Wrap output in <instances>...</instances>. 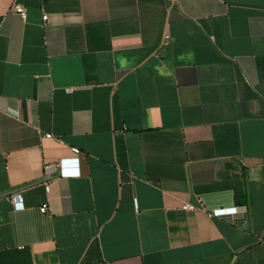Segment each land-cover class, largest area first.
<instances>
[{
    "label": "crops",
    "instance_id": "crops-1",
    "mask_svg": "<svg viewBox=\"0 0 264 264\" xmlns=\"http://www.w3.org/2000/svg\"><path fill=\"white\" fill-rule=\"evenodd\" d=\"M0 264H264V0H0Z\"/></svg>",
    "mask_w": 264,
    "mask_h": 264
},
{
    "label": "built area",
    "instance_id": "built-area-1",
    "mask_svg": "<svg viewBox=\"0 0 264 264\" xmlns=\"http://www.w3.org/2000/svg\"><path fill=\"white\" fill-rule=\"evenodd\" d=\"M13 11L17 14H19L22 18L25 17V9L22 6L19 5H14L13 6ZM49 137V136H48ZM74 153H78V150L73 149L72 150ZM58 170H59V166L56 163H52V164H45L43 167V175H44V180H45V189L46 191H48L49 188V183L51 182V180L53 179V176L58 174ZM14 210L19 211L23 209V204H22V197L19 193L14 194L11 196L10 198ZM198 205L197 206H193L191 204H184L183 205V209L184 210H193V209H197V208H201L202 204L201 201L197 202ZM42 213H45V209L42 208L40 210ZM236 208H225V209H216V210H212L210 212H208V216L209 217H222V216H227V215H232L236 213Z\"/></svg>",
    "mask_w": 264,
    "mask_h": 264
}]
</instances>
